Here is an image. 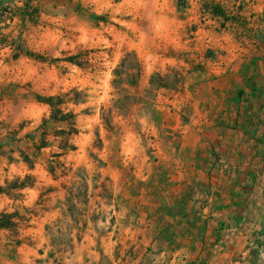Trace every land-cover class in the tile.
<instances>
[{
    "label": "rangeland",
    "instance_id": "1",
    "mask_svg": "<svg viewBox=\"0 0 264 264\" xmlns=\"http://www.w3.org/2000/svg\"><path fill=\"white\" fill-rule=\"evenodd\" d=\"M0 264H264V0H0Z\"/></svg>",
    "mask_w": 264,
    "mask_h": 264
},
{
    "label": "trees",
    "instance_id": "2",
    "mask_svg": "<svg viewBox=\"0 0 264 264\" xmlns=\"http://www.w3.org/2000/svg\"><path fill=\"white\" fill-rule=\"evenodd\" d=\"M213 11H214V13H216V14H217V13L219 14V13L222 12L218 6H214V7H213ZM49 104L52 106V109H54V108H53V103L50 102ZM52 111H53V110H52ZM54 117L56 118L55 115H54Z\"/></svg>",
    "mask_w": 264,
    "mask_h": 264
},
{
    "label": "crops",
    "instance_id": "3",
    "mask_svg": "<svg viewBox=\"0 0 264 264\" xmlns=\"http://www.w3.org/2000/svg\"><path fill=\"white\" fill-rule=\"evenodd\" d=\"M237 209L243 211L244 209L251 210V209H253V207H250V208H249V206H248V207H245V206H243V207H242V206H239V207H237Z\"/></svg>",
    "mask_w": 264,
    "mask_h": 264
}]
</instances>
